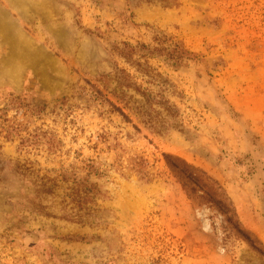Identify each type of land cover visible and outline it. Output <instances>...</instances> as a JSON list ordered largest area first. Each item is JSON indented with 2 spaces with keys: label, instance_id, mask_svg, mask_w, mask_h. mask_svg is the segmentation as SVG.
I'll return each instance as SVG.
<instances>
[{
  "label": "rangeland",
  "instance_id": "obj_1",
  "mask_svg": "<svg viewBox=\"0 0 264 264\" xmlns=\"http://www.w3.org/2000/svg\"><path fill=\"white\" fill-rule=\"evenodd\" d=\"M0 264H264V0H0Z\"/></svg>",
  "mask_w": 264,
  "mask_h": 264
},
{
  "label": "trees",
  "instance_id": "obj_2",
  "mask_svg": "<svg viewBox=\"0 0 264 264\" xmlns=\"http://www.w3.org/2000/svg\"><path fill=\"white\" fill-rule=\"evenodd\" d=\"M177 58H190V54L180 49ZM166 165L174 178L181 184L190 199L201 200L214 207L224 218L225 223L237 233L254 251L261 252L260 245L243 231L237 221L236 212L224 189L202 170L188 165L185 161L171 156L165 157Z\"/></svg>",
  "mask_w": 264,
  "mask_h": 264
}]
</instances>
